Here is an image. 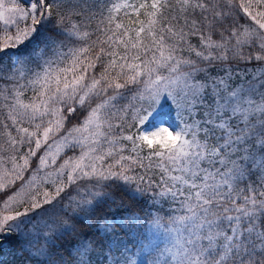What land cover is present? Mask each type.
Instances as JSON below:
<instances>
[{
  "label": "snow or ice",
  "instance_id": "snow-or-ice-1",
  "mask_svg": "<svg viewBox=\"0 0 264 264\" xmlns=\"http://www.w3.org/2000/svg\"><path fill=\"white\" fill-rule=\"evenodd\" d=\"M0 264H264V0H0Z\"/></svg>",
  "mask_w": 264,
  "mask_h": 264
},
{
  "label": "trees",
  "instance_id": "trees-1",
  "mask_svg": "<svg viewBox=\"0 0 264 264\" xmlns=\"http://www.w3.org/2000/svg\"><path fill=\"white\" fill-rule=\"evenodd\" d=\"M131 237H129V238H126V239H130ZM129 247H131V245H129Z\"/></svg>",
  "mask_w": 264,
  "mask_h": 264
}]
</instances>
